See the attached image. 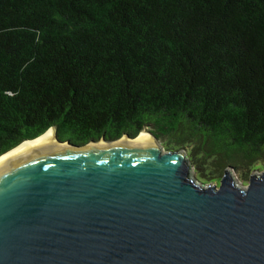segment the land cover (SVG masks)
Instances as JSON below:
<instances>
[{
    "label": "trees",
    "instance_id": "trees-1",
    "mask_svg": "<svg viewBox=\"0 0 264 264\" xmlns=\"http://www.w3.org/2000/svg\"><path fill=\"white\" fill-rule=\"evenodd\" d=\"M49 127L74 143L147 128L201 181L249 177L264 0H0V155Z\"/></svg>",
    "mask_w": 264,
    "mask_h": 264
},
{
    "label": "water",
    "instance_id": "water-1",
    "mask_svg": "<svg viewBox=\"0 0 264 264\" xmlns=\"http://www.w3.org/2000/svg\"><path fill=\"white\" fill-rule=\"evenodd\" d=\"M136 136L1 158L0 264H264V163L203 182L184 150Z\"/></svg>",
    "mask_w": 264,
    "mask_h": 264
},
{
    "label": "bare ground",
    "instance_id": "bare-ground-1",
    "mask_svg": "<svg viewBox=\"0 0 264 264\" xmlns=\"http://www.w3.org/2000/svg\"><path fill=\"white\" fill-rule=\"evenodd\" d=\"M55 131L53 128H48L45 132H43L42 134L34 137V138H30V139H26L22 142H20L19 144H17L16 146H14L13 148L9 149L8 151H6L5 153L1 154L0 155V159L7 156V155H10L26 146H28L29 144L39 140V139H42V138H48V141L50 144L54 143L55 141ZM132 140H141V141H152L154 140L153 139V136L148 133V132H145V131H141L135 138H133Z\"/></svg>",
    "mask_w": 264,
    "mask_h": 264
},
{
    "label": "rangeland",
    "instance_id": "rangeland-1",
    "mask_svg": "<svg viewBox=\"0 0 264 264\" xmlns=\"http://www.w3.org/2000/svg\"><path fill=\"white\" fill-rule=\"evenodd\" d=\"M141 131H145V132H148V129L146 128V129H141L139 132H138V134L141 132ZM148 133H150V132H148ZM137 134V135H138ZM151 134V133H150ZM158 141V143H160V141L159 140H157ZM163 147V146H162ZM164 149H166L165 147H163ZM189 149V148H188ZM183 150V149H182ZM184 151H185V149H184ZM186 155H187V152H186ZM187 157H189L188 155H187ZM190 163H191V171H192V174H194L195 175V173H196V171L198 170V169H196V167L195 166H197L194 162H192V161H190ZM261 168H263V163L262 164H259V165H257L256 167H253L248 173H249V175L254 171V170H260ZM231 173H232V175L234 176V178L236 179V181L237 182H241V183H244V184H246L247 182H248V179H249V177H247V178H243L242 179V177H243V174H242V169H238V168H236V167H233V169L231 170ZM219 178H215V179H213L212 181H217ZM202 181L203 182H209V181H206L205 179L203 180L202 179Z\"/></svg>",
    "mask_w": 264,
    "mask_h": 264
}]
</instances>
